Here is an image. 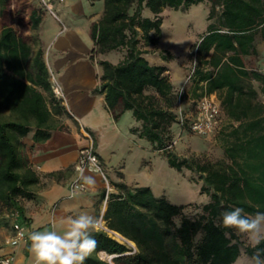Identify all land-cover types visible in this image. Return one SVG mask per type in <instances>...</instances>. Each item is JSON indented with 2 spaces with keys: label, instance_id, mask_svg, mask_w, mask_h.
<instances>
[{
  "label": "trees",
  "instance_id": "obj_1",
  "mask_svg": "<svg viewBox=\"0 0 264 264\" xmlns=\"http://www.w3.org/2000/svg\"><path fill=\"white\" fill-rule=\"evenodd\" d=\"M198 3H209V24L190 48L196 61L194 81L200 90L206 82L207 90L221 97L227 114L240 121L222 136L224 158L215 161L180 157L170 149L178 93L167 67L145 56L162 34L164 9ZM23 15V6L0 0V226L11 223L8 214L15 208L25 218L22 200L32 197V187L40 181L32 166H24V137L33 131V141L44 142L52 130L64 128L55 116L67 112L52 93L42 49L30 63L31 45L15 26L24 21ZM30 22L33 27L40 22L35 10ZM257 34L264 40V0H104L91 31L90 59L102 67L94 92L105 94L115 119L131 110L141 122L132 131L163 150L170 166L197 172L208 198L174 203L147 185L115 184L104 217L136 250L94 230L97 246L84 264H111L99 256L101 251L115 255L113 264H232L243 250L251 254L240 235L218 225L220 214L231 208L242 207L250 214L264 211V102L252 83L256 80L263 92L264 72L248 69L242 57L256 52ZM114 50H123L119 62L99 58Z\"/></svg>",
  "mask_w": 264,
  "mask_h": 264
},
{
  "label": "crops",
  "instance_id": "obj_2",
  "mask_svg": "<svg viewBox=\"0 0 264 264\" xmlns=\"http://www.w3.org/2000/svg\"><path fill=\"white\" fill-rule=\"evenodd\" d=\"M68 1V5L65 4L66 1L61 0H28L27 2V4H31L27 15L31 28L29 32L33 34L36 41L35 48L28 41L32 49L30 63L37 51L42 49L49 74L54 75L64 89L65 99L62 104L67 111L61 116H55V119L60 120L64 128L52 130L51 136L44 142L35 143L32 138L33 131L29 132L23 139L25 144L23 151L24 166H32L40 175V181L32 187V197L22 200L25 217L23 220L28 234L34 230L51 227L53 224L56 225L58 231H63V226L58 223L61 216L76 215L81 212H87L96 218L99 216L104 193V183L99 173L90 170L84 173L94 177L96 181L94 186H88L86 190L75 195H70L69 191V184L75 174V163L79 151L88 143L85 133L92 136L96 152L99 154L105 171L114 185L117 183H125L129 186L147 185L153 190L154 186L146 180L147 178L140 174L131 175L128 173L132 153L134 152V158L139 156L137 165L139 172L152 171L153 160L151 157L163 155L162 150H156L149 140L132 131V128L140 126L141 122L136 120L131 110H125L118 119H115L106 107L105 94L94 92V89L99 85L102 67L97 60L90 59V51L93 47L91 31L93 24L100 19L103 13L104 0ZM45 2L54 7L56 15L45 7ZM34 10L36 16H40V22L36 27H33L30 22ZM62 23L66 26L65 29H63ZM208 24L195 40L187 42L186 50L182 56L178 55L165 59L163 57L165 51L145 54L152 64L167 67L166 73L178 93L179 109L176 103L173 110L178 115L180 113V118L183 121L187 115L193 113L196 100L201 95V84L194 81L193 74L188 75L185 58L191 45L199 41L201 35L206 32ZM84 25L87 29L85 32L83 30ZM51 29L52 37L58 34V38L68 44V50L53 56H51L50 51L46 55V47L50 44L51 39L45 41V35ZM175 45L177 43L171 37L169 48L177 50L174 48ZM255 46L256 52L242 56L248 69H261L262 67L257 65L263 66L264 64V40L260 34H257L255 38ZM148 49L150 50V48ZM123 54L120 50H114L100 55L99 58L117 63L123 58ZM252 83L259 90L262 99L259 83L256 80H253ZM213 94L221 103V97L218 93L213 92ZM221 107L224 129L219 135V142L213 143L204 138L205 147H199L200 149L190 147V151L224 152L222 136L228 133L233 126L238 125L240 121L231 118L222 104ZM186 109L188 110L187 113ZM175 123L177 122L171 125L174 142L175 136L179 133ZM145 139L148 143L145 142ZM216 142H218L217 145ZM147 144L151 151H145L148 150ZM163 156L167 159V156ZM67 169L69 170L66 171ZM60 171H63L60 175L51 174ZM156 195L167 197L166 194ZM10 232L11 224L0 227V254L11 249L3 244L5 237ZM15 253L14 264H35L27 242L20 243L15 248ZM236 261L232 264H236Z\"/></svg>",
  "mask_w": 264,
  "mask_h": 264
},
{
  "label": "rangeland",
  "instance_id": "obj_3",
  "mask_svg": "<svg viewBox=\"0 0 264 264\" xmlns=\"http://www.w3.org/2000/svg\"><path fill=\"white\" fill-rule=\"evenodd\" d=\"M52 1V0H48ZM56 1V0H53ZM66 1L65 4L68 5V0H61ZM28 0H13L14 5L20 7L23 6V13H24V21L20 23V25H15L19 32L24 35V37L30 41L33 45V48L36 47V41L33 38V34H30L31 28L29 27V18L27 15L29 14V4H27ZM45 7L50 10L46 3ZM208 7L209 3H198L192 4L187 9H175V8H165L163 11V23H162V34L158 39V42L154 46H149V52L151 54L155 52H162L165 51L168 54H172L174 57L182 56L184 54L187 42H191L195 40L199 33H201L208 24ZM52 14L53 11L56 13L54 7L52 6V10H50ZM145 14H150L149 12H145ZM63 24V23H62ZM66 24V23H65ZM67 25V24H66ZM69 27V25H68ZM84 25V32L85 30ZM52 29L49 31L47 35H45V41L49 38L51 39L50 44L46 47V55L50 54L53 56L57 53H63L68 50L65 41L61 38H58V34L55 37H52ZM174 38L177 45L174 48L177 50H173L169 48L170 38ZM83 49V48H81ZM123 52V50H120ZM165 53V55H168ZM194 57L191 54V50L188 51V54L185 58V67L187 69L188 75L192 73ZM258 67H262L259 64ZM192 75V74H191ZM51 77V75H50ZM53 93V92H52ZM54 95V94H53ZM48 100L50 101V94H47ZM182 98V97H181ZM61 101V100H60ZM179 102V101H177ZM62 103V101H61ZM178 109L179 104L177 103ZM188 110L186 109V113ZM2 114H7V111H2ZM178 115V114H177ZM176 127H178V135L175 136V142L173 140V145L170 149L174 150L180 157L187 156L189 158L197 159L200 161H215L218 159L224 158L223 151H190V147H198L200 149L205 147L204 145V138L203 136L192 132L186 123L180 118V113L177 118ZM183 132V133H180ZM219 136L216 139H208L213 143L215 141L219 142ZM145 142L147 140L145 139ZM218 142L215 144L217 145ZM41 143V142H40ZM200 147V148H199ZM148 150L151 151L148 144ZM176 150V151H175ZM142 151V150H140ZM163 155L166 156L165 152L161 151ZM163 155H153L151 158L153 160V170L148 172L144 170V172H139L138 170V161L139 156L134 158V152L132 153L131 162H130V169L129 174L137 175L140 174L147 178L148 182L153 184L154 192L156 194H166L167 198H169L174 203H186V202H202L207 200L208 195L206 192H202L203 187V180L199 178V174L197 172H193L191 169L184 167L182 170H178L173 166H170L168 160ZM134 158V159H133ZM191 211V208L188 209ZM3 213V212H2ZM3 227V226H0ZM245 245H248L247 240L241 236ZM129 245L134 246V243L129 242ZM246 255L245 252L238 257L236 264H243V258ZM99 256L113 264V260H108L107 258L103 257V255L99 252ZM235 264V263H234Z\"/></svg>",
  "mask_w": 264,
  "mask_h": 264
},
{
  "label": "clouds",
  "instance_id": "obj_4",
  "mask_svg": "<svg viewBox=\"0 0 264 264\" xmlns=\"http://www.w3.org/2000/svg\"><path fill=\"white\" fill-rule=\"evenodd\" d=\"M79 180L73 187V194L84 185L94 186L96 181L93 176L84 174L80 170ZM218 227L231 230L243 236L248 246L253 249L250 255H245L243 264H264V211L254 214L246 213L242 207H235L220 214ZM58 223L63 226V231H58L56 225L34 230L28 234L27 243L29 251L34 257L35 264H84L97 246L93 233L98 219L87 212L76 215L61 216ZM203 233L197 234V239H202ZM3 264H9L4 261Z\"/></svg>",
  "mask_w": 264,
  "mask_h": 264
},
{
  "label": "built area",
  "instance_id": "obj_5",
  "mask_svg": "<svg viewBox=\"0 0 264 264\" xmlns=\"http://www.w3.org/2000/svg\"><path fill=\"white\" fill-rule=\"evenodd\" d=\"M45 3L49 7V9L52 10V5L47 2ZM53 13L54 15H56L54 11ZM65 28L66 26L63 24V29ZM195 63L196 61H194L193 63L191 74L194 73ZM259 70L264 72V64ZM50 82L54 96L57 99L63 101L65 99V94L62 85L54 75H51ZM200 92L201 95L196 100L193 113L187 115L184 121L187 123V126L192 132L208 139H216L224 129L221 103L217 99L215 94H213V92H209L207 90L206 82L202 83ZM262 101L264 102V91L262 92ZM85 136L88 138V143L79 151V156L75 163V174L69 184L70 195H75L88 188V186L84 185L80 188V190L76 191L73 194L74 185L77 183H82L79 180L81 169L84 170V173L88 170L99 173L104 183V196L102 199V209L99 216L97 217L99 223L96 225L95 230L103 231L119 242L129 244V239L110 228L104 217L110 195L113 192H116L117 189L106 173L103 162L99 154L96 152L92 136L89 133H85ZM8 216L11 218V232L5 237L3 244L4 246L10 247L11 249L8 252L0 254V264H3L4 261H8L9 264H14L16 254L15 248L20 243L27 242L28 237L27 227L24 224V220L22 218L20 210L17 208L12 209L9 212ZM132 247L135 251L136 246L134 245Z\"/></svg>",
  "mask_w": 264,
  "mask_h": 264
},
{
  "label": "bare ground",
  "instance_id": "obj_6",
  "mask_svg": "<svg viewBox=\"0 0 264 264\" xmlns=\"http://www.w3.org/2000/svg\"><path fill=\"white\" fill-rule=\"evenodd\" d=\"M101 254L103 255V257L107 258L108 260H113V256L107 254L106 252L104 251H101Z\"/></svg>",
  "mask_w": 264,
  "mask_h": 264
},
{
  "label": "water",
  "instance_id": "obj_7",
  "mask_svg": "<svg viewBox=\"0 0 264 264\" xmlns=\"http://www.w3.org/2000/svg\"><path fill=\"white\" fill-rule=\"evenodd\" d=\"M130 242L134 243L133 241L129 240ZM111 256H115V255H111Z\"/></svg>",
  "mask_w": 264,
  "mask_h": 264
}]
</instances>
